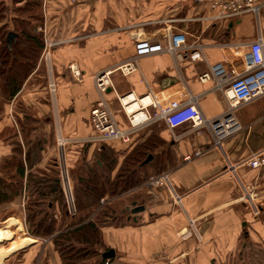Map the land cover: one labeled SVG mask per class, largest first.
<instances>
[{"label":"crops","instance_id":"obj_1","mask_svg":"<svg viewBox=\"0 0 264 264\" xmlns=\"http://www.w3.org/2000/svg\"><path fill=\"white\" fill-rule=\"evenodd\" d=\"M257 4V14L216 20V12L198 0H46L43 27L50 45V62H41L0 115V163L12 154L8 139L12 129L17 130V139L26 148L28 134L20 131L25 109L40 121L48 135L57 131L59 123L63 137L68 139L65 156L73 167L72 181L79 163L91 161L101 145L113 149L122 162L125 153L154 129L167 143L165 148L174 150L179 163L166 172L171 195L159 197V204L154 203L153 196L134 192V198L122 210L125 213L135 205L147 206L145 212L127 217L134 224L142 222L140 230L146 240L137 251L147 258L146 264H264V167L252 168L244 163L251 155L264 151V98L241 110L243 131L227 139L222 150L213 148L210 130L203 129L197 135L189 124L173 131L159 120L134 130L129 143H101L90 122L91 110L99 99L95 77L110 70L113 88L106 93V99L123 130H131V126L120 99L130 95L137 100L172 96L185 100L194 96L206 118L222 115L228 103L223 93L216 90L217 81L213 77L203 83L200 76L210 73L219 63L228 65L226 46L252 43L260 37L264 40V0ZM176 33L187 36L190 44L202 45L199 61L190 59L192 53L188 57L183 54V59L161 53L141 58L133 74L114 71L135 55L137 39L149 38L167 46L170 36ZM72 65L80 71V77L72 74ZM50 77L57 81L55 102L48 90ZM199 149L207 151L191 162L183 161ZM58 155L55 145L47 146L38 168L44 170L51 163L58 164ZM24 202L21 195L12 203L0 204V243L12 239L13 225L18 227L15 231L21 230L16 221ZM189 226L193 237L177 242V229ZM30 241L28 238L13 242L11 248L0 250V264H10L5 253ZM175 248H179L176 261L157 259V254L164 255ZM113 249L118 252V248ZM52 258L41 264H61Z\"/></svg>","mask_w":264,"mask_h":264},{"label":"trees","instance_id":"obj_2","mask_svg":"<svg viewBox=\"0 0 264 264\" xmlns=\"http://www.w3.org/2000/svg\"><path fill=\"white\" fill-rule=\"evenodd\" d=\"M44 14L42 0H0V115L40 64L45 49V35L39 31ZM10 34L15 38L8 44ZM23 111L20 131L28 134L26 148L17 139V130L12 129L8 138L12 154L0 163V204L27 195L31 235L50 236L61 264H115L117 256L102 257L111 249L104 230L113 227L110 220L118 222L121 212L110 204L104 206L101 199L117 200L152 177L176 168L179 163L174 150L165 148L167 143L154 129L125 153L122 162L113 149L101 145L91 161L79 163L78 174L73 177L78 217L66 226L69 215L58 164L53 165L52 174L38 168L54 135L43 131L30 110ZM150 156L152 161L143 166ZM131 213L128 209L123 215L129 217Z\"/></svg>","mask_w":264,"mask_h":264},{"label":"built area","instance_id":"obj_3","mask_svg":"<svg viewBox=\"0 0 264 264\" xmlns=\"http://www.w3.org/2000/svg\"><path fill=\"white\" fill-rule=\"evenodd\" d=\"M257 2L258 0H198L201 5H207L209 10L216 12V20L239 17L247 13L257 14L260 11ZM226 48L229 52V58L226 61L228 65L219 63L211 68L210 73L200 76L203 83L214 77L217 81L216 90L223 93L228 103L227 110L215 119H208L203 115L194 96L186 97L185 100L176 96L154 100L146 97L137 100L130 95L120 99L131 126V130H123L118 125L106 99V93L113 88L111 80L113 71H102L94 80L99 99L91 110L90 117V122L98 133V141L129 143L132 133L137 128L164 120L173 131L187 124L197 135H200L203 129L210 130L213 134V148L222 150L227 139L243 131L239 120L241 110L264 98V40L260 37L252 43L240 44V46L230 45ZM202 49V45H198L197 42L190 44L187 36L182 33L172 34L167 46L155 43L149 38L137 39L135 55L114 71H120L124 75L133 74L138 70V62L141 58L161 53L172 54L177 59H183V54L188 57L189 53H192L190 59L199 61L202 58L200 55ZM70 70L75 77H80V71L76 66H70ZM57 89V81L50 77L48 90L51 97H56ZM130 102L135 104L132 106ZM58 140L60 148L66 147L67 140L64 137ZM206 151L207 149H199L192 155H186L183 161L191 162L192 159L201 157ZM63 155L65 156V153ZM244 163L252 168L264 167V151L251 155ZM146 187L147 194L151 196L165 198L168 197V193L171 195L168 173L152 177L146 183ZM69 201L73 204V200L69 199ZM191 235L190 231L185 230L183 238L188 239Z\"/></svg>","mask_w":264,"mask_h":264},{"label":"rangeland","instance_id":"obj_4","mask_svg":"<svg viewBox=\"0 0 264 264\" xmlns=\"http://www.w3.org/2000/svg\"><path fill=\"white\" fill-rule=\"evenodd\" d=\"M42 1H43V13H45V11H46V7H45L46 6L45 5L46 0H42ZM44 26H45V14H44ZM40 30L43 31V34L45 35L44 27H42V29L40 28ZM48 47H50V45L46 41V37H45V49H44L43 53L41 54L40 64H41V62H44V61L46 63L50 62V58L48 55L49 53L47 50ZM49 69H50V65H49ZM49 69H48V73H49ZM48 83H49V79H48ZM51 99L53 100V102L56 101V97L52 96ZM56 128H57V131H54V133H53L54 142H53L52 146L55 145L59 149V155H58L59 156V160H58L59 162H58L57 172L60 176L62 191L64 193V196H65L66 202H67L66 206H67V213L69 215V218L66 219V226H68V225H70L71 222L74 221V219H76L78 217V212L76 210V204H75L76 198H75L74 181H72V178H71V170L73 169V167H72V164L67 162L66 156L63 155L68 146L66 145V147H64V148L59 147V140L58 139L60 137L63 138V136H64L59 123L57 124ZM64 139H65V137H64ZM66 140H68V139L66 138ZM49 146H51V145H49ZM46 149H47V147H46ZM42 160H43V157H42ZM54 164L55 163H51V165L49 164V166L46 167L44 169V171H46V173H48V174L49 173L52 174L51 172H53V169H54L53 165ZM77 164H78V162H77ZM68 182H69V184H68ZM134 192H135V194L137 192L138 193L144 192L147 195L146 183L144 185L140 186V188L134 189L133 191H130L124 195H121L117 200L112 201L111 199L103 198L100 201L101 204H103L104 206H107V204L108 205L110 204V205H112L111 207H114L115 211L117 209L118 211L121 212V215L118 219V222L115 220H110L109 222L111 223V225H113V227L104 230V233L106 234L105 236H106V238H108L107 239L108 241L106 240L107 245L111 249H113L114 247L118 248V250H117L118 252L116 254H118L120 256V259L119 258H117V259L120 260L121 262H117L115 264H146L145 261L147 260V258L140 255L141 252L137 251V249H140V246H143L142 244H144V242L146 240L144 237L146 235L143 234L142 230H140V228L142 227L141 226L142 222L140 221L141 223L139 222L138 224H134L131 221H129L131 218H127L128 216L123 215L124 213H122V210L123 211L126 210L125 208H126V205L129 204V200H131V198H134L133 196H131L134 194ZM67 193H68V195H67ZM149 196H151V195H149ZM24 197H25L24 209L19 213L20 219L18 221H16V222H18L17 225L19 227H21V230L17 232L14 229H16L18 227L13 228L14 225L12 227H10L11 228L10 230L14 231V234L12 235V239L6 240V241L0 243V250L9 249V248H11L13 242H19V241H22L24 239L29 238L31 240L30 242H26V243H24L23 246L19 247L18 249H14V250L12 249V251L5 253L9 257L8 259H9L10 264H24L25 262H28L29 264H41L44 261L50 260L52 257L53 258L55 257L56 259L60 260L59 255L57 254V252L53 248V242H52V238L50 236L45 237L44 235H39V236L34 237L31 235V229H30L31 226L29 225V223L27 221L29 198L27 195H24ZM153 197H155L154 203L162 204V202H160V201L157 202L160 196L153 195ZM69 199L73 200V204L69 203L70 202ZM15 200L11 201V203L14 202ZM146 202H147V200H146ZM147 205H148V202H147ZM135 207H139V206L135 205L131 209H134ZM143 207H145V209L147 208L146 205H143ZM143 212H145V210ZM10 213H13L12 208H11ZM15 214H17V213H15ZM55 218L60 220V218L57 215L55 216ZM5 220H7V219H5ZM12 220H15V219H9V221H12ZM6 222L7 221H4V224ZM0 225H1V221H0ZM190 226H189V228L182 229V230L180 228L177 229V233L175 234L177 242L178 241L179 242H185V241H187L193 237V230L190 228ZM185 230H188L192 233L191 237H189L188 239L183 238V233ZM131 245H133L132 249H130ZM114 250H116V249H114ZM178 250H179V248H175L170 253H166L164 255L162 253L159 255L157 254V259H159V260L165 259L164 261H166V259H167V261H174V260L176 261V259L178 258V254H179ZM220 256L223 259H225V255L221 254ZM189 259H191V258H189ZM175 264H177V263L175 262Z\"/></svg>","mask_w":264,"mask_h":264},{"label":"water","instance_id":"obj_5","mask_svg":"<svg viewBox=\"0 0 264 264\" xmlns=\"http://www.w3.org/2000/svg\"><path fill=\"white\" fill-rule=\"evenodd\" d=\"M15 38L14 34H10L9 38H8V44H11V42L13 41V39ZM152 161V156H150L144 163L143 166L146 165L147 163L149 164ZM145 210V207L143 206H139V207H135L134 209H132V213L133 214H139L141 212H143ZM102 257L104 259H114L116 257V252L114 249H110L108 252H105Z\"/></svg>","mask_w":264,"mask_h":264}]
</instances>
